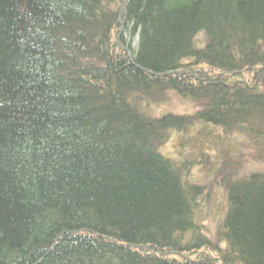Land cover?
Returning a JSON list of instances; mask_svg holds the SVG:
<instances>
[{
	"label": "trees",
	"instance_id": "obj_1",
	"mask_svg": "<svg viewBox=\"0 0 264 264\" xmlns=\"http://www.w3.org/2000/svg\"><path fill=\"white\" fill-rule=\"evenodd\" d=\"M215 130L264 165V0H0V264H264V170L163 152Z\"/></svg>",
	"mask_w": 264,
	"mask_h": 264
},
{
	"label": "rangeland",
	"instance_id": "obj_2",
	"mask_svg": "<svg viewBox=\"0 0 264 264\" xmlns=\"http://www.w3.org/2000/svg\"><path fill=\"white\" fill-rule=\"evenodd\" d=\"M138 39L135 40V46H137ZM198 43L204 45L206 43V39L204 36H199L197 38ZM197 105L193 104L190 101H185L178 97L177 95H171L170 99L167 100L166 104L163 106L158 107V111L160 114L171 112L174 114H188L193 113L197 110ZM217 137L212 138L213 142L208 141H199L196 140L193 144L191 142V147L187 150L186 147L182 150L180 146V137L171 136L168 142L165 144L163 148V152L175 159H179L182 157V152L193 153L198 155L197 152L200 150H208L212 154V160L220 163L218 160H222L226 156H236L241 163L246 157L251 158L252 156L249 153V145H247L246 140L243 137L238 135H226L222 132L215 130ZM221 135V136H220ZM220 136V137H219ZM246 166L251 170H264V165H261L259 162H250L249 164L247 161H244ZM218 168V167H215ZM214 171V170H212ZM210 171L205 168H197L193 174L192 178L196 182L206 183L208 189L207 199H205V204L202 209L201 220L205 224V232L215 240L217 230L219 225L221 224V220L224 218L225 215V202L226 199L224 198V190L219 188V186L215 183V178L212 176H208Z\"/></svg>",
	"mask_w": 264,
	"mask_h": 264
}]
</instances>
